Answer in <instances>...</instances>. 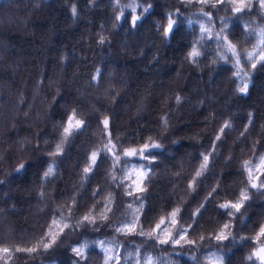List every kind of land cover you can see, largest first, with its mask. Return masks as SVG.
Segmentation results:
<instances>
[{"label":"trees","instance_id":"trees-1","mask_svg":"<svg viewBox=\"0 0 264 264\" xmlns=\"http://www.w3.org/2000/svg\"><path fill=\"white\" fill-rule=\"evenodd\" d=\"M131 2L120 0L122 5ZM136 2L153 8L132 28L124 20L117 23L119 13L112 0H0V247L35 246L61 213L73 225L48 250L15 253L9 264H104L108 254L98 241L113 243L110 254L119 260L111 264H137V248L141 257L151 255L155 264H208L206 258L213 253L223 256L224 264H259L248 256L257 247L250 238L264 224V189L249 188L250 199L235 217L224 214L218 205L236 200L240 190L249 187L242 162L256 163L264 156V63L252 68L243 56L258 45L264 9L257 0H251L250 11L236 15L227 5L213 9L215 0L208 5L196 0ZM73 5L78 11L75 17ZM202 7L211 12L212 24L201 15ZM177 9L179 15L173 17L177 27L164 39L156 25L166 26V14ZM126 15L130 21V10ZM217 17L226 18L228 37L242 54L249 81L246 94L237 91L241 81L234 76V58L219 59L215 39H204V54L195 64L187 59L200 34L199 25L187 21L199 20L216 32L223 26ZM101 35L107 38L104 44L98 43ZM97 68L103 75L94 82ZM177 95L182 97L179 104ZM73 108L86 126L64 144L62 155L51 157ZM165 116L167 127L162 122ZM105 117L110 118L113 140L119 138L118 147H139L149 137L164 146L155 150L160 154L151 164L132 160L137 168L144 164L151 169L143 182L146 190L137 193L144 205L137 213L142 230L150 231L161 216L179 207L178 223L168 231L176 239L177 232L192 224L186 238L197 241L195 245L162 244L155 237L115 231L132 219V209L140 207L135 197L125 195L123 186H117L124 165L116 170V180L110 155H101L87 178L82 171L90 152L107 142L101 124ZM226 120L232 128L217 142L202 182L195 191L189 190L200 154L211 150ZM53 159L56 174L44 179ZM22 162L25 169L17 173ZM214 187L217 191L205 201ZM109 194L114 201L106 221L75 227L90 209L97 216L103 212ZM201 204L205 207L194 221L192 214ZM225 223L232 224L236 239L218 244L210 237ZM202 235L204 241L199 240ZM160 239H168V233H161ZM85 241L90 246L81 259L72 248Z\"/></svg>","mask_w":264,"mask_h":264},{"label":"snow or ice","instance_id":"snow-or-ice-1","mask_svg":"<svg viewBox=\"0 0 264 264\" xmlns=\"http://www.w3.org/2000/svg\"><path fill=\"white\" fill-rule=\"evenodd\" d=\"M91 2V0H90ZM114 8L118 10V15H116L115 20L117 23L124 20L125 22L130 23L132 28H135L141 20H143L147 14H151L153 6L148 4L146 7L143 4H138L136 0H132L131 3L121 4L120 0H112ZM189 3H192V0H188ZM259 7L264 9V0H257ZM196 3L201 5H208L209 0H196ZM217 5H227L231 8L233 15L238 13H244L245 11H250L253 7L251 0L245 2V0H215V3L211 4L213 9L217 8ZM126 9L130 10L131 19L128 20V16L126 15ZM139 9V12H138ZM71 13L75 17L78 15V11L75 5L71 7ZM179 15V9L175 12H169L166 14V26L162 24H157L156 27L158 30L162 31L163 38L168 39L174 29L177 27V20L173 19L174 16ZM201 15L205 17L208 21V24H212V14L211 12H204L203 7L201 8ZM219 20L223 22V26L219 31L214 32L213 29L207 26L205 23L197 20L192 21L188 20L187 23L191 26L193 23L199 25V37L193 42L191 49L187 53V59L191 63H196L198 58L201 57L204 53L201 51V45L205 38L207 39H215L217 42L218 48V56L219 59L224 61H229L231 58H234L233 63L236 68L234 72V76L241 81V86L237 87V91L241 94H246L248 91L249 81H248V73L243 71L241 65V52L238 51V45L233 43L227 34V30L229 29V24L225 17H217ZM115 27V25H114ZM246 31H251L247 25L244 26ZM107 41V38L103 35L99 37L98 43L104 44ZM259 47V52L256 51V48ZM228 54H231L229 56ZM244 58L251 62V67L255 68L257 63H264V29L260 30V39L258 45L254 46L252 51H246L243 53ZM103 73L101 69L97 68L95 75L92 77L94 82H98L102 77ZM176 103L179 104L182 100V97L177 95L175 97ZM78 109L73 108L70 111V114L67 118L66 123L63 125L60 142L56 144L55 150L49 153V156L56 157L63 154L64 144L68 142L69 138L74 134H77L84 130L86 126V121L82 118H79ZM162 122L165 127H167L168 119L167 116L162 117ZM251 123V118L249 120ZM101 124L105 130V138L106 143L102 148H98L88 155L87 165L83 168L84 178H87L89 173H92L93 170L98 166V161L101 158V155L104 158H108L110 155L113 160V165L111 169L112 179L116 180L117 177L115 175L116 170L124 165L121 170L125 173L121 178L120 184L118 187L123 186L125 188V195L135 197V200L140 203V207L136 209H132V205L129 204L128 208L132 209V219L117 226L115 231L117 233L123 234L125 236L131 234H137L140 236H147L149 238L155 237V239L162 244L171 243L173 245H181V241L185 244L195 245L197 241L188 240L187 233L190 229H192L193 225L189 224L186 227H183L181 231L177 232L176 235L178 238L172 239V232L168 231L169 226L175 229L178 223V216L180 214L181 209L179 207L174 208L171 212L167 214V216H161L159 221L155 224V226L150 231H143L142 225H140V217L137 213H140L144 207L143 202L140 201V197L137 193H142L146 189L143 187V182L147 179L151 169L146 167L144 164H141L139 168L136 167L135 164L132 163L133 159H138L141 161H146L148 164H151L155 161L156 156L160 154L155 150H163L164 146L153 140L151 137L139 147H130L123 148L118 147L119 138L113 140L112 134L109 131L110 118L105 117ZM232 124L230 121L226 120L220 127L217 135L212 141V148L207 153H201V162L199 166L196 168L194 175L192 176L188 188L191 191H195L197 185L202 182V177H204L205 173L209 171L211 158L216 152V144L218 141L222 140L227 129H231ZM247 131V127L245 128ZM244 135V133H241ZM131 164V167L128 165ZM242 168L247 173L246 182L249 187L240 190L239 197L236 200H228L218 205L219 209L224 210V214L227 216L235 217L236 213H239L241 209L245 206V202L250 199L248 195L249 188L262 190L264 189V156H260L258 162L253 163L251 160H245L242 162ZM25 169V163H20L15 171L17 173H21ZM56 174V161L53 159L46 168L43 173V178L47 179ZM179 175V173H177ZM128 181V183H124ZM2 183V181H0ZM218 187V186H217ZM99 189L93 192V196L95 197L98 194ZM217 191V188H213L211 192L208 193V196L205 197V201L209 200L213 197L214 193ZM43 195V194H42ZM114 201V197L109 194L105 198V207L103 212H101L98 216L92 214V210L90 209L87 214L81 217L80 221H78L75 227H79L83 223L87 224H96L97 220L106 221L108 219V213L112 211V203ZM75 201H73L74 205ZM205 207L204 204H201L194 212L193 218L195 221V217L201 214V210ZM95 208V205H93ZM72 206H69L68 213L71 214ZM67 217L63 213L60 214L59 219L53 218L49 225L48 231L45 233V236L41 238L40 241L33 247L28 248H9L7 246L0 247V259L4 260V264H9V261L12 259L15 253L25 252V253H35L40 249L48 250L51 248L56 242L58 237L65 231V229H69L73 227L69 223L65 222ZM232 224L225 223L221 226L220 230L212 235L210 238L214 239L219 243L228 240L230 237L232 240H235L236 237L233 236L231 231ZM167 232L168 239H160V234ZM47 239L48 242H44ZM242 240H248L249 238L241 237ZM252 242H254L257 247L253 249L251 254L248 256V260L250 261H258L259 264H264V224H261L258 232L252 238H250ZM200 241H204L205 237L202 235L199 237ZM99 246L103 249L106 255L104 264H111V262L115 260H119L118 256H113L110 253L112 252L111 248L105 247V241H98ZM89 242L85 241L83 243L78 244V246L72 248V252L81 259L85 258V252L89 248ZM132 255V254H129ZM137 257V264H141V260H143V264H155L153 257L151 255L141 257L139 248L135 253ZM208 260V264H224L223 256H218L215 253L211 254L206 258Z\"/></svg>","mask_w":264,"mask_h":264},{"label":"rangeland","instance_id":"rangeland-1","mask_svg":"<svg viewBox=\"0 0 264 264\" xmlns=\"http://www.w3.org/2000/svg\"><path fill=\"white\" fill-rule=\"evenodd\" d=\"M105 247H108V248L113 249V243H112L111 241H109V242H107V243L105 244Z\"/></svg>","mask_w":264,"mask_h":264}]
</instances>
